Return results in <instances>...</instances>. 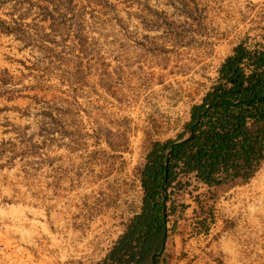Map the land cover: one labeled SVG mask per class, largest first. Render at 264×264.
<instances>
[{
  "label": "rangeland",
  "instance_id": "374dc122",
  "mask_svg": "<svg viewBox=\"0 0 264 264\" xmlns=\"http://www.w3.org/2000/svg\"><path fill=\"white\" fill-rule=\"evenodd\" d=\"M54 1L0 0V264L97 262L141 211L153 144L239 43L264 48V0ZM167 225L159 264H264V163L223 190L179 179Z\"/></svg>",
  "mask_w": 264,
  "mask_h": 264
},
{
  "label": "trees",
  "instance_id": "16d2710c",
  "mask_svg": "<svg viewBox=\"0 0 264 264\" xmlns=\"http://www.w3.org/2000/svg\"><path fill=\"white\" fill-rule=\"evenodd\" d=\"M2 23L15 32L16 27ZM218 72L202 101L191 107L185 132L177 140L153 144L140 168L141 211L100 264H154L153 254L168 238L169 188L181 176L194 174L209 188L223 190L250 180L264 163V48L239 43ZM191 125L194 135L174 147L167 171L169 149L189 135Z\"/></svg>",
  "mask_w": 264,
  "mask_h": 264
},
{
  "label": "crops",
  "instance_id": "0c3cea01",
  "mask_svg": "<svg viewBox=\"0 0 264 264\" xmlns=\"http://www.w3.org/2000/svg\"><path fill=\"white\" fill-rule=\"evenodd\" d=\"M183 177L184 178H187L188 180H190L191 182L192 181H194L196 184H198V185H200V186H207L206 184H204V183H202V182H200L199 180H197V178H196V176L194 175V174H188V175H184V176H181L180 177V179L182 178L183 179ZM191 187H193V185H190V188ZM198 191H196L195 193H197ZM190 196H192V195H190ZM197 198V196H194V197H191V202L192 203H195V202H193V201H195V199ZM191 208H195L194 207V205L193 206H191ZM195 210V209H194ZM185 221L186 222H190L191 220H189V219H185ZM188 230H190L188 227H187V229H186V232H185V235H183L182 236V238H188L189 237V235L190 234H187V232H188ZM57 236V238H58V234L56 235ZM84 237V236H83ZM82 237V238H83ZM84 240H85V238H84ZM118 240V237H116V238H114V241L112 242V245H114L115 243H116V241ZM191 241V240H190ZM166 246H165V248H166V250H165V252L166 251H168V250H170L172 253H173V248H174V250H178L179 249V244H178V240H177V237H176V239H175V244L173 243L172 245H170L167 241H166ZM63 243H62V240L60 239V243H59V245L57 246L59 249H61V250H63ZM83 245H84V243H83ZM112 245H110L109 246V249H108V247L105 245V242H102V243H99L98 244V247L97 248H95L94 250H95V254H96V256H97V262H94V264H100L105 258H106V256H107V254H108V252L110 251V249L112 248ZM56 246H54L53 248H54V251H55V247ZM84 247H85V245H84ZM83 247V248H84ZM164 248V249H165ZM189 249V248H188ZM74 249L72 248V245H71V241H67L66 242V247L64 248V253H65V256H66V260H68L69 261V258H72V255H73V253H74V251H73ZM90 251V249L87 247L86 248V251H83V252H81L80 254H84V253H86L87 252V255L89 254L88 252ZM55 253V252H54ZM55 255L57 256V254L55 253ZM63 256H64V254H63ZM86 259L85 258H83V263L84 264H89V262H87V261H85ZM67 263H69V262H67ZM54 264H60L58 261H56Z\"/></svg>",
  "mask_w": 264,
  "mask_h": 264
},
{
  "label": "water",
  "instance_id": "95a60500",
  "mask_svg": "<svg viewBox=\"0 0 264 264\" xmlns=\"http://www.w3.org/2000/svg\"><path fill=\"white\" fill-rule=\"evenodd\" d=\"M194 133H195L194 125H191L190 130H189V135L187 137H185L184 139L177 141V142L172 144L171 148L169 149V151L167 153V158H166L167 171H168V164L170 162L171 156H172L173 151H174V147L180 142H186L188 139H190L194 135ZM164 211L166 212V208L164 209ZM165 246H166V237L164 238V244H163L162 250L159 252H155L152 256V260H153L154 264H158L157 258L162 254Z\"/></svg>",
  "mask_w": 264,
  "mask_h": 264
}]
</instances>
